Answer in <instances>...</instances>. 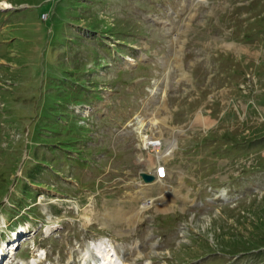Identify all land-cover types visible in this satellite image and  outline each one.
Segmentation results:
<instances>
[{"label": "rangeland", "instance_id": "374dc122", "mask_svg": "<svg viewBox=\"0 0 264 264\" xmlns=\"http://www.w3.org/2000/svg\"><path fill=\"white\" fill-rule=\"evenodd\" d=\"M146 132L176 134L163 183ZM97 240L264 264V0H0L1 264H89Z\"/></svg>", "mask_w": 264, "mask_h": 264}, {"label": "bare ground", "instance_id": "6f19581e", "mask_svg": "<svg viewBox=\"0 0 264 264\" xmlns=\"http://www.w3.org/2000/svg\"><path fill=\"white\" fill-rule=\"evenodd\" d=\"M175 137H176V134L174 135V138L170 140L169 146H167L164 150H162V153L159 154V157H164V156L169 157L172 155V152H174L173 150L175 149L174 147L176 146L175 145ZM154 138L155 137H153L151 135H149V136L146 135L143 137V139L145 140V142L147 144H151L152 146L161 149V147H162V146H160L161 141H152ZM158 139L163 140L162 138H158ZM95 248L97 250H99V251H97L98 253H101V252L103 253V248L101 246L99 247V245H97V246H95ZM86 250H89V255H90L89 257L91 258L89 264H124L123 262H121L122 260L120 258L119 259L121 261H119L117 259L118 256L116 254V251L112 247H111V249L108 248L105 251V253L102 255L103 260L101 258L95 257V255H93V254L91 255V248L90 247H87ZM110 250L114 251V255L110 254ZM40 253L42 254L44 252H39V254ZM84 259H85V256L83 257V261H84ZM83 261H82V263H83Z\"/></svg>", "mask_w": 264, "mask_h": 264}, {"label": "water", "instance_id": "95a60500", "mask_svg": "<svg viewBox=\"0 0 264 264\" xmlns=\"http://www.w3.org/2000/svg\"><path fill=\"white\" fill-rule=\"evenodd\" d=\"M141 174L146 181H153L155 179V175L153 173L141 172Z\"/></svg>", "mask_w": 264, "mask_h": 264}]
</instances>
